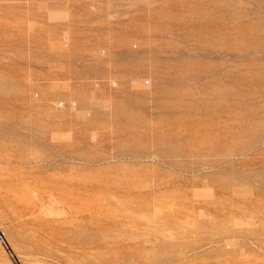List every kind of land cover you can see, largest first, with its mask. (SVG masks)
Here are the masks:
<instances>
[{
    "label": "rangeland",
    "instance_id": "1",
    "mask_svg": "<svg viewBox=\"0 0 264 264\" xmlns=\"http://www.w3.org/2000/svg\"><path fill=\"white\" fill-rule=\"evenodd\" d=\"M0 264H264V0H0Z\"/></svg>",
    "mask_w": 264,
    "mask_h": 264
}]
</instances>
